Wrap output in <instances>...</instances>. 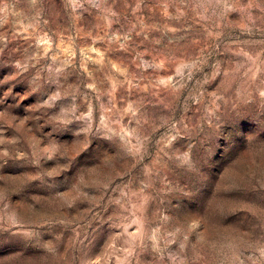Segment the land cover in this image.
<instances>
[{
    "label": "rangeland",
    "instance_id": "1",
    "mask_svg": "<svg viewBox=\"0 0 264 264\" xmlns=\"http://www.w3.org/2000/svg\"><path fill=\"white\" fill-rule=\"evenodd\" d=\"M0 264H264V0H0Z\"/></svg>",
    "mask_w": 264,
    "mask_h": 264
}]
</instances>
